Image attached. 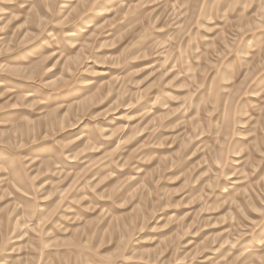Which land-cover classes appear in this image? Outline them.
<instances>
[{
  "label": "rangeland",
  "instance_id": "rangeland-1",
  "mask_svg": "<svg viewBox=\"0 0 264 264\" xmlns=\"http://www.w3.org/2000/svg\"><path fill=\"white\" fill-rule=\"evenodd\" d=\"M0 264H264V0H0Z\"/></svg>",
  "mask_w": 264,
  "mask_h": 264
},
{
  "label": "bare ground",
  "instance_id": "bare-ground-1",
  "mask_svg": "<svg viewBox=\"0 0 264 264\" xmlns=\"http://www.w3.org/2000/svg\"><path fill=\"white\" fill-rule=\"evenodd\" d=\"M68 2H71V1H73V0H67Z\"/></svg>",
  "mask_w": 264,
  "mask_h": 264
}]
</instances>
